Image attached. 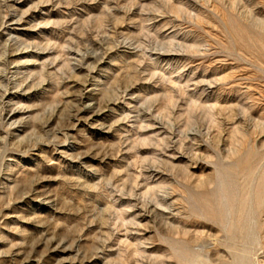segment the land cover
<instances>
[{
	"label": "rangeland",
	"instance_id": "obj_1",
	"mask_svg": "<svg viewBox=\"0 0 264 264\" xmlns=\"http://www.w3.org/2000/svg\"><path fill=\"white\" fill-rule=\"evenodd\" d=\"M0 264H264V0H0Z\"/></svg>",
	"mask_w": 264,
	"mask_h": 264
},
{
	"label": "bare ground",
	"instance_id": "obj_2",
	"mask_svg": "<svg viewBox=\"0 0 264 264\" xmlns=\"http://www.w3.org/2000/svg\"><path fill=\"white\" fill-rule=\"evenodd\" d=\"M86 106L88 107V106H89V104L87 103V105H86ZM11 118H12V117H11ZM251 205H252L251 207H253V204H251ZM197 261H200L199 257H198V258L196 257V258L194 259V261H193V262H194V263H196Z\"/></svg>",
	"mask_w": 264,
	"mask_h": 264
}]
</instances>
